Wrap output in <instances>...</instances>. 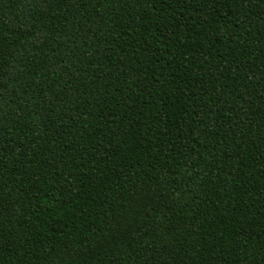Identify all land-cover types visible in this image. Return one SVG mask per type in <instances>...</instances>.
I'll return each mask as SVG.
<instances>
[{
	"label": "trees",
	"instance_id": "trees-1",
	"mask_svg": "<svg viewBox=\"0 0 264 264\" xmlns=\"http://www.w3.org/2000/svg\"><path fill=\"white\" fill-rule=\"evenodd\" d=\"M0 264H264V0H0Z\"/></svg>",
	"mask_w": 264,
	"mask_h": 264
}]
</instances>
